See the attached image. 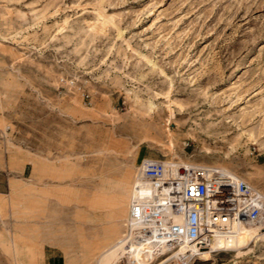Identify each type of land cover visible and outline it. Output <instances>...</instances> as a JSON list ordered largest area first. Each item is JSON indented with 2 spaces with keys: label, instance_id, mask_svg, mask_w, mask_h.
Here are the masks:
<instances>
[{
  "label": "rangeland",
  "instance_id": "374dc122",
  "mask_svg": "<svg viewBox=\"0 0 264 264\" xmlns=\"http://www.w3.org/2000/svg\"><path fill=\"white\" fill-rule=\"evenodd\" d=\"M146 157L264 195V0H0V264H162L122 239ZM260 222L190 264H264Z\"/></svg>",
  "mask_w": 264,
  "mask_h": 264
},
{
  "label": "built area",
  "instance_id": "2783aa9c",
  "mask_svg": "<svg viewBox=\"0 0 264 264\" xmlns=\"http://www.w3.org/2000/svg\"><path fill=\"white\" fill-rule=\"evenodd\" d=\"M138 168L137 179L149 195L131 199L122 239L150 246L157 253L154 261L190 264L198 257L195 250L176 253L184 239L200 249L220 233L263 219V194L241 178L210 175L202 167L178 162L166 172L167 162L151 157L142 158Z\"/></svg>",
  "mask_w": 264,
  "mask_h": 264
},
{
  "label": "bare ground",
  "instance_id": "6f19581e",
  "mask_svg": "<svg viewBox=\"0 0 264 264\" xmlns=\"http://www.w3.org/2000/svg\"><path fill=\"white\" fill-rule=\"evenodd\" d=\"M179 164H182V165H187L183 162H179ZM200 167V166H199ZM203 169H205L210 175H215V174H219L223 177H233L227 173H221L220 171H217V170H214V168H211V167H202ZM218 172V173H217ZM235 178V177H234ZM263 208H264V195H263ZM174 221H177L178 220V217H174L173 218ZM261 222H258V223H254V224H250V225H242V226H238L235 228V230H233L232 232H225V233H220L218 235H234V236H237L239 234V229H246V228H251V227H257L258 225H260ZM186 244L187 245H190V243H192L193 241L189 240V239H184ZM183 242H180L179 244V247L177 248V252L176 253H184V252H187L189 250H184L183 248ZM193 246L195 247L194 243H193ZM196 248V247H195ZM198 249V248H196Z\"/></svg>",
  "mask_w": 264,
  "mask_h": 264
},
{
  "label": "crops",
  "instance_id": "0c3cea01",
  "mask_svg": "<svg viewBox=\"0 0 264 264\" xmlns=\"http://www.w3.org/2000/svg\"><path fill=\"white\" fill-rule=\"evenodd\" d=\"M113 235V233H110V234H108L107 236H109V237H111ZM15 250H16V252H17V248L15 247ZM34 255H33V252H31V256L30 257H32V259H34V257H33ZM15 259H16V262L18 261V255L17 256H15ZM67 259H68V257L66 258V264H67ZM48 263L49 264H59V259L57 258V257H55L54 255H52L51 257H49V259H48Z\"/></svg>",
  "mask_w": 264,
  "mask_h": 264
}]
</instances>
